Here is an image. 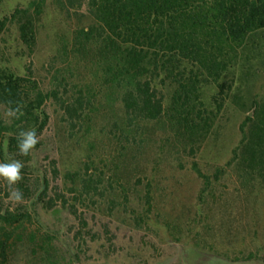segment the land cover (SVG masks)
Here are the masks:
<instances>
[{
  "label": "trees",
  "instance_id": "16d2710c",
  "mask_svg": "<svg viewBox=\"0 0 264 264\" xmlns=\"http://www.w3.org/2000/svg\"><path fill=\"white\" fill-rule=\"evenodd\" d=\"M45 5L46 0H31L9 15L0 12V43L13 29L16 56L31 58ZM85 6L93 22L59 37L47 61L46 88L29 69L18 75L9 59L0 56V106L9 115V121L0 116V163L22 164L15 184L0 177V194L17 202L0 210V264L74 263L70 255L65 263L56 237L43 230L32 208L37 202L44 211L60 207L78 219L76 206L63 191L48 196L46 174L33 164L51 101L61 112L68 139L86 146L83 172L65 176L75 200H91L104 179L119 177L128 184L129 176H137L143 185L151 158V175L165 161L179 169L190 161L203 181L199 201L203 204L208 196L223 216H230L225 185L218 190L220 185L213 184L229 173L243 191L264 188V101L253 104V117L240 128L232 160L215 170L213 181L196 162L229 98L236 70L260 51L264 0H86ZM30 130H35L38 143L22 155L20 133ZM50 164L56 174L55 161ZM143 189L145 206L152 208L159 197L153 195L151 182ZM164 225L176 240V225L166 220ZM194 246L200 248V243ZM212 248L203 247L229 260ZM256 258L264 261L255 255L243 261Z\"/></svg>",
  "mask_w": 264,
  "mask_h": 264
},
{
  "label": "rangeland",
  "instance_id": "374dc122",
  "mask_svg": "<svg viewBox=\"0 0 264 264\" xmlns=\"http://www.w3.org/2000/svg\"><path fill=\"white\" fill-rule=\"evenodd\" d=\"M30 1L3 0L1 15L26 7ZM85 4L86 0H46L32 57L16 56L19 45L13 29L0 43V56L9 59L10 67L18 75H24L29 69L46 88L47 61L59 37L68 35L76 26L93 22ZM260 45L257 55L249 56L236 70L229 98L197 155L199 169L212 181L215 170L224 168L232 160L241 139L240 128L246 125L248 116L253 117V104L264 101V35ZM47 111L49 123L40 138L42 146L34 154L33 164L40 173L46 174L48 196L54 191H63L68 201L76 206L78 219L60 207L44 211L37 202L32 208L43 230L56 237L55 246L65 263L70 255L73 264H178L179 260L182 264H264L260 258L243 261L250 255L264 256L263 187L243 191L231 173L213 184L214 187L220 185L218 190L225 185L230 216H223L208 196L203 204L199 201L203 181L191 170L190 161L183 160V169L165 161L151 175L155 165L151 158L145 165L148 179L143 185L137 183V176H129L128 184L119 177L104 179L101 191L91 200H75L76 196L68 192L71 185L65 176L83 172L86 146L81 141L68 139L61 112L52 101L47 104ZM0 116L9 121L8 113L1 106ZM52 160L56 163V174L52 172ZM148 182H151L153 195L159 197L152 208L145 206L143 186ZM5 197V193L0 194L2 212L17 203ZM23 203L31 205V201ZM165 220L176 225V240L165 228ZM194 243H200V248ZM205 246H212L229 256V260L204 250Z\"/></svg>",
  "mask_w": 264,
  "mask_h": 264
},
{
  "label": "clouds",
  "instance_id": "9594fccd",
  "mask_svg": "<svg viewBox=\"0 0 264 264\" xmlns=\"http://www.w3.org/2000/svg\"><path fill=\"white\" fill-rule=\"evenodd\" d=\"M20 137H23L22 142L19 143L18 147L22 155H27L31 149L38 143L35 130L27 132H21ZM22 164L19 161H13L12 163L3 164L0 163V177L4 178L9 185H13L20 180V169ZM13 196L16 200L20 199L19 192L13 190Z\"/></svg>",
  "mask_w": 264,
  "mask_h": 264
},
{
  "label": "water",
  "instance_id": "95a60500",
  "mask_svg": "<svg viewBox=\"0 0 264 264\" xmlns=\"http://www.w3.org/2000/svg\"><path fill=\"white\" fill-rule=\"evenodd\" d=\"M178 264H182V261H181V260H179V261H178Z\"/></svg>",
  "mask_w": 264,
  "mask_h": 264
}]
</instances>
